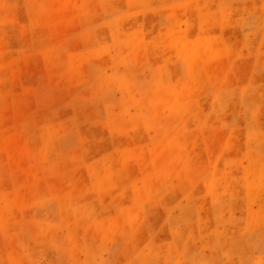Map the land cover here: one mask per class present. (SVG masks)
Masks as SVG:
<instances>
[{
    "label": "rangeland",
    "instance_id": "1",
    "mask_svg": "<svg viewBox=\"0 0 264 264\" xmlns=\"http://www.w3.org/2000/svg\"><path fill=\"white\" fill-rule=\"evenodd\" d=\"M0 264H264V0H0Z\"/></svg>",
    "mask_w": 264,
    "mask_h": 264
}]
</instances>
